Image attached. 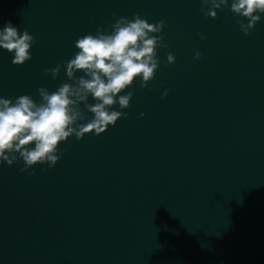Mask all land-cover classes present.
I'll return each mask as SVG.
<instances>
[{"label":"water","instance_id":"1","mask_svg":"<svg viewBox=\"0 0 264 264\" xmlns=\"http://www.w3.org/2000/svg\"><path fill=\"white\" fill-rule=\"evenodd\" d=\"M201 7L0 0V29L11 21L36 40L23 65L0 48V97L13 101L71 83L66 68L55 80L44 69L120 17L164 20L167 45L148 88L138 78L121 93L134 92L130 107H113L126 119L61 142L55 167L0 164V264H264V14L245 35L230 7L215 19ZM168 52L176 62L165 66Z\"/></svg>","mask_w":264,"mask_h":264},{"label":"clouds","instance_id":"2","mask_svg":"<svg viewBox=\"0 0 264 264\" xmlns=\"http://www.w3.org/2000/svg\"><path fill=\"white\" fill-rule=\"evenodd\" d=\"M201 4L200 12L212 19L217 18V10L230 7L234 16L241 18L237 23L245 35H250L264 14V0H231L230 5L229 0H201ZM109 27L110 32L98 27L95 35L79 37L74 45L79 51L73 58L44 69L55 80L61 68H66L65 74L71 83L64 82L52 92L39 87V103L27 94L14 101L0 97V164L6 162L12 166L22 161L20 172L38 164L55 167L64 155L59 148L61 142L72 136L80 140L90 133L99 136L119 119L128 117L127 112L113 107L129 108L134 92L121 93L138 78L141 89L148 88L155 78L161 66L157 49L167 47L163 34L166 23L164 20L149 23L134 14L131 19H116ZM205 38L200 35L201 40ZM35 42L27 29L21 33L11 21L0 29V48L13 53V65H23L32 59L31 48ZM201 55L197 50L193 59L199 60ZM175 62V55L168 52L165 66ZM78 72L83 74L77 76ZM167 95V90L161 94L162 98ZM90 96L96 101L94 104L88 102ZM85 110L93 118L81 123L86 120ZM29 175L34 176L36 172Z\"/></svg>","mask_w":264,"mask_h":264}]
</instances>
